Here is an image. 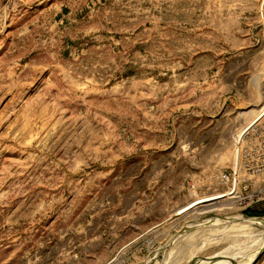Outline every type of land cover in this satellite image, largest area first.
I'll use <instances>...</instances> for the list:
<instances>
[{
	"label": "rangeland",
	"instance_id": "obj_1",
	"mask_svg": "<svg viewBox=\"0 0 264 264\" xmlns=\"http://www.w3.org/2000/svg\"><path fill=\"white\" fill-rule=\"evenodd\" d=\"M263 114L264 0H0V264H264Z\"/></svg>",
	"mask_w": 264,
	"mask_h": 264
},
{
	"label": "built area",
	"instance_id": "obj_2",
	"mask_svg": "<svg viewBox=\"0 0 264 264\" xmlns=\"http://www.w3.org/2000/svg\"><path fill=\"white\" fill-rule=\"evenodd\" d=\"M242 137L243 143L237 151L235 157V169L230 177L234 178L237 176V179L241 180L242 177L240 178L239 169L241 170L242 162L248 161L251 156L256 158V174H261L264 177V114L258 118L257 121H254L253 125L243 134ZM245 171H250V169ZM251 181L252 179H250L249 176H246L241 180V185H244L243 190L247 194V197L243 200H245V203H247L248 206H251L253 203L255 204V201H253V195L251 194H256L257 196L255 198H259V196L264 194V185L261 183L255 184ZM238 182L239 180L234 178V185L236 184L238 186ZM226 196L224 198H226Z\"/></svg>",
	"mask_w": 264,
	"mask_h": 264
},
{
	"label": "trees",
	"instance_id": "obj_3",
	"mask_svg": "<svg viewBox=\"0 0 264 264\" xmlns=\"http://www.w3.org/2000/svg\"><path fill=\"white\" fill-rule=\"evenodd\" d=\"M262 210V211H261ZM264 208L263 209H260V212H263L264 213ZM248 212V211H247ZM248 215L251 216V217H258V216H262L259 212H257L256 210L254 211H249L248 212Z\"/></svg>",
	"mask_w": 264,
	"mask_h": 264
}]
</instances>
